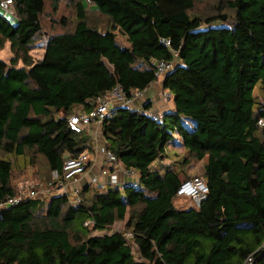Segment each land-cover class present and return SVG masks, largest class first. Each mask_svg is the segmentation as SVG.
Returning a JSON list of instances; mask_svg holds the SVG:
<instances>
[{"label": "trees", "instance_id": "1", "mask_svg": "<svg viewBox=\"0 0 264 264\" xmlns=\"http://www.w3.org/2000/svg\"><path fill=\"white\" fill-rule=\"evenodd\" d=\"M60 3L15 0V16L0 12V50L9 42L14 53L9 63L0 59V153L7 155L0 154V203L21 193L12 184L13 157L32 150L50 175L61 174L67 158L93 148L88 134L70 129L69 114L90 111L117 83L128 96L147 89L172 49L179 62L163 88L175 108L161 121L145 112L150 103L143 112L114 108L101 124L105 150L138 172L139 186L92 182L77 205L59 194L1 209L0 264H243L249 256L264 264V103L254 94L257 86L264 93V0H220L207 17L194 13L198 0H73V21L56 14ZM224 6L233 11L231 27L214 25L230 18ZM43 14L52 16L48 30ZM45 38V54L35 59L30 52ZM169 143L189 156L153 167ZM192 159L204 161L209 192L199 208L179 209L174 200L192 178L185 171ZM118 221L124 231L91 235ZM126 233L144 262L134 259Z\"/></svg>", "mask_w": 264, "mask_h": 264}, {"label": "built area", "instance_id": "2", "mask_svg": "<svg viewBox=\"0 0 264 264\" xmlns=\"http://www.w3.org/2000/svg\"><path fill=\"white\" fill-rule=\"evenodd\" d=\"M15 0H0V7L6 12H12V6ZM13 13V12H12ZM6 15V14H5ZM166 46H171L169 39H163ZM174 58L172 60H161L155 64V75L160 80L164 78L170 71H172L176 64L179 62V53L172 49ZM144 95V90L134 89L131 96L127 95L124 86L121 83H117L111 90L107 91L96 99L97 105L90 111H80L74 113L68 117V125L72 131L78 134H83L88 127L93 124L101 125L103 121L112 115V110L121 106L133 105L135 99ZM164 98L168 101L173 99V94L170 91H164ZM156 121H161L162 116L157 114H149ZM258 126L264 129V116L258 118ZM105 159L112 166L107 174H110L109 184L120 186L124 188L126 185L131 184L135 187L139 186V174L131 168L125 167L123 162L112 151L105 152ZM91 163V155L89 151H83L77 157L67 158L63 163L61 174L58 171H53V182L49 185L53 189H57L53 195L63 194L69 197L72 205H77L81 202V190L82 187L78 184L71 186L72 182H78L79 176L87 172ZM121 165L125 168L126 175L131 179L128 183H121L118 175V166ZM95 186L105 185L100 184L96 179L92 181ZM21 195L9 198L7 201L0 203V210L10 207L21 201L25 197H37L39 190L32 188L29 191H21ZM209 187L206 179L203 177H195L187 179L180 185L176 197H189L191 200V206L199 208L202 202L207 198ZM73 194L74 197H71ZM86 225L94 226L91 221H87ZM253 259L249 256L243 264H252Z\"/></svg>", "mask_w": 264, "mask_h": 264}, {"label": "rangeland", "instance_id": "3", "mask_svg": "<svg viewBox=\"0 0 264 264\" xmlns=\"http://www.w3.org/2000/svg\"><path fill=\"white\" fill-rule=\"evenodd\" d=\"M220 0H198L197 6L194 8V13L197 15H203L205 17L211 15V14H216V4L219 3ZM225 3V0H223ZM73 0H61V3L59 4L58 12L56 14L62 16L65 15L68 20H74L75 19V8L74 5L72 4ZM52 6L49 5V11H51ZM227 9V10H226ZM224 10L228 11L229 19L227 22H216L214 25H224L231 27L233 25L234 21V15L233 11L230 10L229 8H225ZM0 12L2 14H6L9 18L12 17V12H6L4 9L0 7ZM55 14V15H56ZM51 14H43L42 16V21L45 30H48L51 26ZM59 17L56 19V23H59ZM98 19L96 16L91 15V20H96ZM98 22L105 21L104 18H100L97 20ZM118 41L122 45H128L126 37L118 32ZM47 43V38L45 39H39L36 42L35 48L31 50V54L35 59H40L43 58L45 54V45ZM14 56V53L11 50L10 43L8 42L3 49L0 50V59L7 61L8 63ZM18 66H23L22 62L20 61ZM162 80V78H160ZM254 94L258 97L260 101H263L264 103V93L261 90L260 86H257ZM80 107H76L73 112H71L70 115L74 113H78ZM57 116H67V113L60 112L57 114ZM68 116V117H69ZM177 139H180L179 137ZM3 156H7L6 154L0 153ZM189 156L182 146L178 145V147L175 146L174 143H169L166 148V154L165 156H162V160H157L155 164H153V167L159 163L162 162L165 165H173L177 164L179 160H182L184 156ZM13 162V174H12V184L14 185L15 188L20 189L21 191H29V189L32 188H38L39 194L37 197H42L48 200L51 198L53 193L57 191V189L51 188L49 185L51 182H53V174L49 173V166L47 164V161L45 158L38 154L34 153V151L30 150L27 152V154L21 155L16 158H12ZM178 165V164H177ZM204 161H195L191 160L190 165L185 167V171L187 174L192 177H202V174L204 172ZM83 187V186H81ZM22 193V192H21ZM20 193V195H21ZM59 195V194H58ZM71 197H74L73 194ZM174 203L177 208L179 209H184V208H189L191 207V200L189 197H177L174 200ZM125 229V221H118L114 225L110 227L109 230H104V231H97L92 227L90 229L91 235H102L106 233H112L114 231H124ZM126 237L128 239V244L130 245L132 249V253L134 255V259L137 262H144L145 260L140 256L139 253V248L138 245L134 242L132 239V233H126Z\"/></svg>", "mask_w": 264, "mask_h": 264}, {"label": "crops", "instance_id": "4", "mask_svg": "<svg viewBox=\"0 0 264 264\" xmlns=\"http://www.w3.org/2000/svg\"><path fill=\"white\" fill-rule=\"evenodd\" d=\"M163 81L164 79L157 80L145 89L144 95L134 100L132 105L133 109L143 112L145 110V105L150 103L151 105L149 110L145 111L148 114L163 116L173 110L175 108L174 100L172 99L168 101L164 98L163 93L165 90L163 88ZM79 110L82 111V107H80ZM84 133L88 134L92 138L93 148L86 149L91 155V163L87 172L80 175L78 182H72L71 186L74 184L84 186L88 183H92L94 179L102 185L109 184L110 174L108 175L107 172L112 166L105 159L106 150L105 140L102 136V126L93 124L88 127ZM118 175L121 183H128L131 181V179L126 175L125 168L121 165L118 166Z\"/></svg>", "mask_w": 264, "mask_h": 264}, {"label": "clouds", "instance_id": "5", "mask_svg": "<svg viewBox=\"0 0 264 264\" xmlns=\"http://www.w3.org/2000/svg\"><path fill=\"white\" fill-rule=\"evenodd\" d=\"M12 14H13V13H12ZM13 16H14V15H13ZM165 77H166V76H165ZM165 77H164V78H165ZM164 78H163V79H164Z\"/></svg>", "mask_w": 264, "mask_h": 264}]
</instances>
